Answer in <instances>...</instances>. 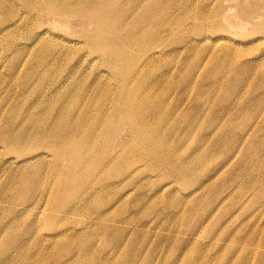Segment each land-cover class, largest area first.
<instances>
[{
    "label": "rangeland",
    "instance_id": "rangeland-1",
    "mask_svg": "<svg viewBox=\"0 0 264 264\" xmlns=\"http://www.w3.org/2000/svg\"><path fill=\"white\" fill-rule=\"evenodd\" d=\"M24 1L0 0V264H264V0Z\"/></svg>",
    "mask_w": 264,
    "mask_h": 264
},
{
    "label": "bare ground",
    "instance_id": "bare-ground-1",
    "mask_svg": "<svg viewBox=\"0 0 264 264\" xmlns=\"http://www.w3.org/2000/svg\"><path fill=\"white\" fill-rule=\"evenodd\" d=\"M23 1V0H22ZM123 1V0H122ZM129 1V0H128ZM150 1V0H149ZM24 2H26V1H24ZM27 2H28V0H27ZM26 2V3H27ZM55 2V4H56V9H55V13L57 14V16H61V17H66V18H68L70 15H75V14H79V13H81V9H80V5H79V0H73V1H70V4L68 5L67 4V0H52V3H54ZM139 2V1H138ZM95 3V2H94ZM141 3H142V1H141ZM93 4V3H92ZM53 5V4H52ZM90 6H92L91 4H89ZM131 5V4H130ZM6 6V5H5ZM38 6V5H37ZM54 6V5H53ZM30 7V6H29ZM55 7V6H54ZM4 8V7H3ZM7 8V7H6ZM10 8V7H9ZM28 8V7H27ZM37 7H35V9H36ZM45 9H46V7H44ZM129 8V7H128ZM127 8V9H128ZM133 8V7H132ZM34 9V10H35ZM4 10V9H3ZM10 10V9H9ZM5 11V10H4ZM36 11V10H35ZM84 11V10H83ZM83 11H82V13H83ZM86 11V10H85ZM84 11V12H85ZM5 12H7V10L5 11ZM12 12V11H11ZM27 12V11H26ZM87 12H89V11H87ZM11 14V13H10ZM84 14V13H83ZM82 14V15H83ZM12 15V14H11ZM81 15V16H82ZM87 18V17H86ZM143 23V22H142ZM159 28V27H158ZM160 28H161V26H160ZM159 30V29H158ZM114 32H115V30H103V32L101 33V35L100 36H98V34L96 35L97 37H95L96 39H100V38H102V39H104V40H106V41H109V42H113L114 44H117L118 43V40L120 39V33L118 34H115L114 36H111V34L110 33H112V35L114 34ZM105 33V36L103 35ZM155 34V33H154ZM220 34V33H219ZM95 35V34H94ZM109 35V36H108ZM218 35V34H217ZM152 36H153V34H152ZM155 36V35H154ZM206 36V35H205ZM224 36V35H223ZM215 37V36H214ZM219 36H217V38H218ZM151 39V38H150ZM221 39H222V37H221ZM220 39V40H221ZM68 40V39H67ZM219 40V39H218ZM89 41V40H88ZM147 41V40H146ZM144 43H147V42H144ZM143 43V46L145 45ZM91 44V43H90ZM147 45L148 44H146L145 46H146V48H148L147 47ZM153 46H154V44H153ZM150 47V46H149ZM151 47H152V45H151ZM68 49V48H67ZM144 49H145V47H144ZM144 49H143V51H144ZM112 50V49H111ZM147 50V49H146ZM148 50H150V49H148ZM152 50H153V48H152ZM60 51V50H59ZM142 51V50H141ZM141 51H138L139 52V54H140V52ZM142 51V52H143ZM112 52V51H111ZM110 52V55L112 54ZM124 52H126V51H124ZM146 52H148V51H145V53ZM150 52V51H149ZM148 52V53H149ZM119 53V52H118ZM123 54V53H122ZM127 54L128 53H126V56H127ZM157 54V53H156ZM57 55V54H56ZM104 55V54H103ZM136 56V55H135ZM104 57H105V55H104ZM108 58V57H107ZM109 59V58H108ZM108 59H106V61L108 60ZM112 59V58H111ZM114 59H116L115 57H114ZM110 60V59H109ZM263 60V59H262ZM113 61H115V60H113ZM264 61V60H263ZM107 62H109V61H107ZM110 64H111V60H110ZM114 64H115V62H114ZM134 64V63H133ZM131 65H132V63H131ZM112 66H114V65H112L111 64V67ZM116 66V65H115ZM142 69V68H141ZM144 69V68H143ZM132 70V69H131ZM124 71V70H123ZM122 72V70L120 71V73ZM125 74V73H124ZM123 74V75H124ZM128 73H126L125 74V76L127 75ZM140 75V74H139ZM122 76V75H121ZM137 76V75H136ZM135 77V76H134ZM138 77V76H137ZM137 77H136V79H137ZM140 77V76H139ZM139 77H138V79H139ZM127 78V77H126ZM125 78V79H126ZM129 78H131L130 76H128V79ZM124 79V80H125ZM121 80H123V79H121ZM134 80V79H133ZM129 82V81H128ZM137 82V81H136ZM125 83V82H124ZM132 83V82H131ZM134 83H135V81H134ZM137 84V83H136ZM136 84H134V85H136ZM124 85V84H123ZM133 84H132V86H134ZM153 85V84H152ZM129 86H130V84H129ZM129 86H128V88H129ZM120 87V86H119ZM121 88V87H120ZM125 89V88H124ZM126 93H128L129 91L128 90H126L125 91ZM124 93V92H123ZM148 93V92H147ZM127 95H129V101H130V104H131V106L132 107H134V106H136V105H138L137 103L140 101V99H139V101H135V103H136V105H134L135 103H131V101H132V99H131V92H129L128 94H126V96ZM126 96H125V98H126ZM139 96H141V95H139ZM138 96V97H139ZM104 101H106L105 102V104L103 105V107H102V109H104V110H110V109H112L113 107L115 108V106H119L120 107V109H119V111H121V115H124V116H122L118 121H117V124L119 123V122H121V121H123L124 119L125 120H127V119H130L131 120V122H132V130L134 129V131H133V135L134 136H139V135H141L142 134V132H141V130L139 129L140 127H141V121L138 123V118L140 117V116H138V115H142V113L141 114H138V115H135L136 114V111L135 112H127V113H124L123 112V109L125 108V107H127L128 105H129V103L128 102H126V101H128V100H124V96H120L118 99H115L114 100V98H112L111 99V102L109 103V105L110 104H113L111 107H107L108 106V100H104ZM135 108V107H134ZM103 111V110H102ZM143 111V110H142ZM32 112V111H31ZM84 112V111H83ZM112 112H113V109L112 110H110V112H109V119H107V121L108 120H110V117L112 118L110 121H108L109 123H111V124H109L108 122V124L110 125V127H111V129H110V127H107V128H109L110 130H112V126L111 125H114V118L112 117ZM104 113V112H103ZM102 114V113H101ZM106 114V113H105ZM143 114H144V112H143ZM30 115V114H29ZM99 116H101V115H99ZM106 116V115H105ZM108 117V116H107ZM138 117V118H137ZM103 118V117H102ZM104 119V118H103ZM115 119H118V118H115ZM140 119V118H139ZM143 119V118H142ZM138 120V121H137ZM24 121V122H23ZM31 121V120H30ZM22 122H23V124L26 122H28L27 121V119H26V116H25V119H23L22 120ZM21 122V123H22ZM256 122V121H255ZM101 123H103V121H102V119H99L98 120V122H96V124H93V127H92V129L90 130V133L88 134L89 136H87V138H86V142H88L90 139H91V137L92 136H101V134H102V136H105L104 134H106V133H102V132H104L103 130V128L101 129L100 127L102 126V124ZM85 124V123H84ZM108 124H107V126H108ZM145 124V123H144ZM253 124V123H252ZM256 124V123H255ZM79 125H81V124H79L78 123V127H79ZM104 125H105V123H104ZM150 125V124H149ZM77 126V123H76V125H75V127ZM252 126V125H251ZM103 127V126H102ZM106 127V126H105ZM120 127H121V125H120ZM25 127H22V130L21 131H26V128L24 129ZM40 128V127H39ZM106 128V129H107ZM45 129V128H44ZM70 129V128H69ZM80 129V128H79ZM101 129V130H100ZM68 130V129H67ZM102 131L101 133H99L100 131ZM108 130V129H107ZM248 130H250V129H248ZM248 130H247V132H248ZM29 131V130H28ZM31 131V130H30ZM37 131V130H36ZM40 131V130H39ZM50 131H52V130H49L48 128L45 130V131H43V132H41L42 134H43V136L45 137L44 139H47L48 140V132H50ZM69 131V130H68ZM67 131V132H68ZM106 131V130H105ZM73 132V131H72ZM109 132H112V131H109ZM37 133V132H36ZM50 133H52V132H50ZM53 133H55L54 131H53ZM158 133V132H157ZM40 134V133H39ZM97 134H99V135H97ZM162 134V133H161ZM247 134V133H246ZM249 134V133H248ZM41 135V134H40ZM51 135V134H50ZM107 135V134H106ZM113 135V134H112ZM157 135V134H156ZM24 136H28L27 134H25ZM30 136V135H29ZM32 136L33 137H35L36 136V134H34V132H33V134H32ZM53 136V135H52ZM55 136V135H54ZM153 136V135H152ZM151 136V137H152ZM155 136V135H154ZM251 136V135H250ZM42 137V136H41ZM59 137V136H58ZM134 138V140L136 139V141H138V139L137 138ZM156 137V136H155ZM32 138V137H31ZM75 138V137H74ZM141 138V137H140ZM156 138H159V137H156ZM165 138V137H164ZM39 139V138H38ZM73 139V138H72ZM101 139V138H100ZM104 139H105V143H104V146H105V144L107 143V141H106V139H108V137H104ZM160 139V138H159ZM244 138H242V140H243ZM23 140V139H22ZM28 140H30V138L28 139ZM32 140V139H31ZM59 140V139H58ZM70 140V139H69ZM129 140H131L130 138L128 139L127 137H123L122 138V140H121V142L119 143V147H118V150L119 149H123L124 147H126L127 146V144H129ZM142 140V139H141ZM151 140H153V139H151ZM156 140V139H155ZM245 140V139H244ZM243 140V141H244ZM21 141V140H20ZM33 141V140H32ZM36 141V140H35ZM39 141V140H38ZM158 141V140H157ZM156 141V142H157ZM246 141V140H245ZM24 142V141H23ZM26 142V141H25ZM30 141H28L27 143H29ZM37 142V141H36ZM103 142V141H102ZM138 142H140V141H138ZM159 142V141H158ZM162 142V141H161ZM247 142H248V140H247ZM247 142H246V144H247ZM250 142V141H249ZM160 143V142H159ZM241 143V142H240ZM31 145L32 144H34V143H30ZM36 144V143H35ZM46 144L48 145V143L46 142ZM101 144V143H100ZM161 144V143H160ZM243 144H245V143H243ZM240 145H242V144H240ZM103 146V144H101V146H100V148L103 150V151H106V152H108V150L106 149L107 147L105 146L104 147ZM130 146V145H129ZM152 146V145H151ZM179 147V146H178ZM235 147V146H234ZM152 149H153V147H151ZM163 150V149H162ZM169 150V149H168ZM130 151V150H129ZM150 151H151V149H150ZM178 151V150H177ZM231 151V150H230ZM235 151V150H234ZM256 151V150H255ZM113 153V152H112ZM150 153V152H149ZM179 155H181L180 153H183L181 150H180V153L179 152H177ZM257 153V152H256ZM139 154V153H138ZM137 153H136V155H138ZM150 154H152V152L150 153ZM158 154V153H157ZM156 154V155H157ZM166 154V153H165ZM260 154V153H259ZM259 154L257 155V156H259ZM143 155V154H142ZM253 155V154H252ZM135 156V155H134ZM153 156H155V155H153ZM115 157V156H114ZM130 157V156H129ZM132 157V156H131ZM139 158V156H136V158ZM157 157H159V155L157 156ZM180 157H182V156H180ZM141 158V157H140ZM139 158V159H140ZM170 158H172V157H170ZM177 158V157H176ZM200 158V157H199ZM179 159V158H178ZM203 159H205V158H203ZM203 159H202V161L201 162H203ZM106 160V159H105ZM112 160V159H111ZM114 160H115V158H114ZM166 161H167V159H165ZM165 160H163V162L165 161ZM180 160V159H179ZM182 161V160H181ZM187 161H189V160H187ZM206 161V160H205ZM112 163V161H108V163ZM162 162V163H163ZM169 163H170V161H168ZM168 162H167V164H168ZM105 163V162H104ZM172 163V162H171ZM170 163V164H171ZM160 164L161 163H159V166H160ZM166 164V163H165ZM182 164V163H181ZM180 164V165H181ZM104 165V164H103ZM162 165V164H161ZM187 165H190V164H187ZM202 165V164H201ZM108 166V165H107ZM173 166V165H172ZM182 166V165H181ZM200 166V165H199ZM102 167V166H101ZM110 167V166H109ZM188 167V166H187ZM186 167V168H187ZM189 167H191V166H189ZM104 168V167H103ZM107 170H108V168L107 167H105ZM165 168H167V167H165ZM100 170H101V168H99ZM110 169V168H109ZM182 169V168H181ZM100 170H98V171H100ZM105 170V169H104ZM103 170V171H104ZM107 170H105V172L107 171ZM178 170V169H177ZM186 170V169H185ZM97 171V172H98ZM101 173H102V170L100 171ZM104 172V173H105ZM99 173V172H98ZM103 174V173H102ZM187 175H188V173H187ZM99 176H101V175H99ZM189 177V176H188ZM212 177H214V176H212ZM183 178H184V176H183ZM187 178V177H186ZM211 179V178H210ZM207 182H209V181H207ZM204 183H205V181H204ZM204 183L203 184H201V185H204ZM262 186H263V183H262ZM259 187V186H258ZM197 189V188H196ZM198 189H200V188H198ZM261 189H262V187H261ZM196 193V192H195ZM219 204V203H218Z\"/></svg>",
    "mask_w": 264,
    "mask_h": 264
}]
</instances>
